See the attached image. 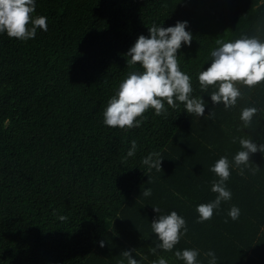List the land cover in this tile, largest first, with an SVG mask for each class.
Returning a JSON list of instances; mask_svg holds the SVG:
<instances>
[{"label":"trees","instance_id":"16d2710c","mask_svg":"<svg viewBox=\"0 0 264 264\" xmlns=\"http://www.w3.org/2000/svg\"><path fill=\"white\" fill-rule=\"evenodd\" d=\"M35 2L33 15L47 17V32L26 42L0 34V264H127L121 254L133 249L139 264L160 256L186 264L174 255L184 249L199 250L198 264H208L210 250L217 264H264V153L251 156L255 174L230 167L232 198L210 221L197 223L196 210L215 200L212 181L219 178L210 169L241 150L234 137L264 143V113L251 129L240 120L243 108H264V84H237L243 98L225 110L211 101L213 88L201 92L198 81L216 40L234 42L242 34L264 40L257 31L264 0ZM178 21H187L193 36L190 46L181 44L178 64L206 102L204 117L164 101L166 118L149 108L139 128L106 126L107 102L134 70L126 53L153 25L166 29ZM132 140L136 153L125 160ZM153 151L161 154L162 171L142 164ZM148 188L152 195L144 197ZM233 206L237 221L228 216ZM153 207L162 215L176 211L188 227L173 250L156 255Z\"/></svg>","mask_w":264,"mask_h":264},{"label":"clouds","instance_id":"9594fccd","mask_svg":"<svg viewBox=\"0 0 264 264\" xmlns=\"http://www.w3.org/2000/svg\"><path fill=\"white\" fill-rule=\"evenodd\" d=\"M35 11V0H0V34L6 33L9 38L26 42L34 39L38 30L47 32V17L34 16ZM187 27V21H178L175 26L166 29L153 25L149 28L150 36L141 35L129 49L126 53L127 64L134 70L120 83L118 90L108 100L103 121L106 126L127 130L139 128L147 119L144 113L149 108L155 110L156 116L166 118L169 111L164 101L173 110L180 109L183 104L184 111L188 114L204 117L206 102L201 96L193 94L190 77L181 71L178 64L177 52L181 44L190 46L193 39L192 34L186 31ZM257 31L264 32V27ZM216 44L218 46L210 53V67L198 75L200 91L207 93L210 87L213 88L210 94L213 104L223 103L225 110H230L237 105L238 99L243 98L241 90L236 87L237 84H242L248 89L264 84V40L259 35L242 34L234 42L218 39ZM137 65L143 71L135 70ZM258 113H264V108H243L240 114L242 128L251 129ZM214 115L212 111L207 117L212 118ZM237 140L241 150L235 154L233 160L230 162L227 156H221L210 169L219 178L212 181L211 187V191L217 195L214 201L198 205L196 210L200 218L197 223L210 221L214 209L218 211L222 202L231 200L232 193L226 184L230 177V167L239 168L241 176L244 175L245 169H251L252 174L259 170L258 167L251 168V156L257 152L264 153V143L258 146L250 135L234 137L233 143ZM136 150L137 142L132 140L124 159L133 157ZM162 161L161 154L153 151L142 159V164L148 171H162ZM142 195L151 196V188L145 189ZM153 211L159 213L151 222L156 242L154 247H150V252L156 255L159 251L173 250L181 236L187 234L188 227L186 220L176 211L169 215H162L159 207H153ZM228 216L232 221H237L240 209L233 206ZM66 219L65 216L59 217L61 221ZM227 222L226 220L225 223ZM99 245L104 247L105 242L101 240ZM133 251L135 249L121 254L127 259V264H139L132 256ZM199 254L198 249H184L174 253L177 259L185 261L186 264H198ZM204 255L209 258L208 264H217L214 251H207ZM152 264H167V260L160 256Z\"/></svg>","mask_w":264,"mask_h":264}]
</instances>
